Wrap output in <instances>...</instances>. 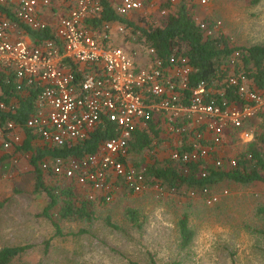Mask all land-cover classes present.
<instances>
[{
  "label": "built area",
  "instance_id": "1",
  "mask_svg": "<svg viewBox=\"0 0 264 264\" xmlns=\"http://www.w3.org/2000/svg\"><path fill=\"white\" fill-rule=\"evenodd\" d=\"M115 1L113 13L117 18L90 27L86 21L104 9L101 0H68L65 13L50 22L43 19V11L52 0H0V5H6L14 14L9 18L0 13V76L6 80L10 75L14 77V93L10 97L5 96L0 85V112L16 113L22 101H31L22 124L9 117L0 120V136L11 134L3 140V148L20 142L16 131L21 129L30 131L48 146L72 145L88 139L107 120L114 134L103 140L94 153L80 159L56 157L41 163L42 169L50 168L54 174L90 187V198L105 201L112 197L113 179L121 178L132 192L143 190L144 176L124 160L133 131L156 112L168 115L171 131H186L185 125L174 128L172 122L196 114V121L204 122L212 131L210 148L221 143L226 125L240 127L245 119L258 113L264 122V90L250 87L241 72L229 74L226 80L237 87L236 94L244 103L221 108L208 95L203 80L190 87L192 67L186 60L173 54L168 58L152 57L154 49L142 42L141 31L134 33L133 26L123 21H136L138 13L153 6V0ZM21 24L36 30L50 27L53 36L34 43L31 38L25 39ZM201 26L206 28L204 23ZM127 39L138 47L129 50L119 44ZM137 51L146 55L140 64L134 57ZM238 55L239 51H235L230 61ZM21 92L27 97L12 98ZM209 152L207 147L193 142L190 149L171 150L170 158L201 162ZM225 161L215 158L214 167ZM227 162L234 165L235 159ZM206 173L203 170L200 174ZM201 193L209 205L218 200V195L209 194L207 188ZM190 194L196 196L195 191Z\"/></svg>",
  "mask_w": 264,
  "mask_h": 264
},
{
  "label": "rangeland",
  "instance_id": "2",
  "mask_svg": "<svg viewBox=\"0 0 264 264\" xmlns=\"http://www.w3.org/2000/svg\"><path fill=\"white\" fill-rule=\"evenodd\" d=\"M168 1L154 0L145 21L157 25L175 12L178 0L171 5ZM190 1L194 18L206 21L207 32L224 35L231 46L264 42V0L255 4L250 0ZM138 25L145 24L140 21ZM120 45L129 50L138 47L131 40ZM134 57L140 64L146 55L137 51ZM175 135L177 141L172 146L180 147L188 131H175ZM160 137L164 138L162 132ZM27 154L19 159L24 165L21 168L9 161L0 163V246L28 245L10 264H264V213H258L259 207H264L262 182L239 185L222 181L214 190L218 201L208 205L199 197L160 189L144 175L142 191L135 193L120 184L105 201L99 197L91 200L88 189L46 170L42 172L47 185L70 186L73 195L71 213L64 215L65 197L59 194L47 218L41 213L49 199L45 192L34 190L35 174L27 169ZM156 154L155 148H145L133 151L128 160L143 169L150 163V155L163 159ZM86 199L91 200V217L74 212ZM128 209L137 211L139 227L130 222ZM185 212L193 236L181 248L178 219ZM53 223L58 225V232Z\"/></svg>",
  "mask_w": 264,
  "mask_h": 264
},
{
  "label": "trees",
  "instance_id": "3",
  "mask_svg": "<svg viewBox=\"0 0 264 264\" xmlns=\"http://www.w3.org/2000/svg\"><path fill=\"white\" fill-rule=\"evenodd\" d=\"M259 0H250L251 4L257 3ZM104 9L96 18L89 19L86 24L90 27L100 26L104 21L115 19L117 16L113 13V7L107 0H102ZM168 1L167 3H169ZM190 0H178L176 11L168 13L165 19L157 25H151L145 21L146 17H140L144 22V26H139L138 21L125 20L133 26V32L140 30L143 36V43L146 47L153 48L154 54L152 57L168 58L170 55H175L177 58L186 60L192 67L190 73V87L195 86L199 81L203 80L206 83L208 95L213 98L217 105L221 108L230 106V104L243 105L244 101L236 94V86L229 84L226 80L229 74L241 72L249 80L250 87L258 90H264V42L251 46H231L229 41L222 34L212 35L208 33L206 28L201 26L206 21L198 22L192 15L189 9ZM172 3L170 2V5ZM6 5H0V12L5 10ZM10 10V8H9ZM9 15L12 16L10 11ZM22 29L29 35L34 43L47 38H52L50 27L42 30H36L27 25H20ZM131 40V39H127ZM235 51H239V55L230 61V56H233ZM0 76V85L6 97H10L14 92V77ZM6 80V81H5ZM189 95V92H185ZM30 98L22 101L20 109L16 113L0 112V120L11 118L15 122L23 123L24 119L30 111ZM184 102V101H183ZM150 119L146 124L135 128L131 138L127 143V156L125 163L137 173H141L150 178L151 183L160 189L166 190L169 193L183 196L195 191V197L202 199L201 201L207 204L201 193L203 188L208 189V193L217 194L214 190L218 183L222 181H232L240 185H250L255 181L264 184V122L259 126L258 133L254 136V140L245 145L238 154L234 155L235 164H228L227 160L220 167H205L200 166L202 162H182L172 160L168 152L162 160L155 159L152 155L151 161L141 169L134 162L129 163V156L132 152H139L142 149L154 150L160 140L163 127L158 121ZM156 120V119H155ZM168 123V120H167ZM174 128L183 124L179 120L172 122ZM168 131V130H167ZM8 131H5V133ZM26 136L21 144L17 143L15 150L24 151V154L29 153L28 163L31 170L34 172V190L36 192L43 191L47 195L49 202L44 208L42 215L50 218L47 211L54 207L59 201V194L63 195L64 206L62 211L64 215L71 213L73 203L70 200L72 188L70 186L63 188L59 186H49L45 183L44 173L42 171H52V169H42L41 163L48 158H67L71 156L80 159L82 156L94 153L99 144L106 138L113 136L112 126L107 120L97 126L85 141L78 142L72 145H62L61 147L53 146H36L32 145L31 139L35 137L30 131H25ZM23 136V132H22ZM166 141L164 138L162 139ZM169 148V147H168ZM187 148V147H186ZM184 149V148H183ZM165 148L162 150L164 151ZM180 150H182L180 148ZM3 159V158H2ZM0 159V163L2 162ZM205 170V176H201V171ZM53 172V171H52ZM145 178V176H144ZM146 184V179H145ZM79 185V184H78ZM82 186L90 191V187ZM223 194H225L223 192ZM219 196V194H217ZM194 197V196H193ZM90 198V197H89ZM95 200V198H90ZM81 203V207L74 208V212L81 217H91L90 201ZM102 200V198H100ZM218 201V200H217ZM216 201V202H217ZM89 202V203H88ZM215 202V203H216ZM214 204V203H212ZM2 201H0V206ZM209 205V204H208ZM130 222L139 227L141 224L137 222V211L128 209L126 211ZM258 213H264V207H259ZM110 224L109 219L106 220ZM58 232V225L53 223ZM178 230L180 236V247H186L193 236V231L188 225V213H182L178 219ZM28 245L17 246H0V264H10L13 259L22 253Z\"/></svg>",
  "mask_w": 264,
  "mask_h": 264
},
{
  "label": "crops",
  "instance_id": "4",
  "mask_svg": "<svg viewBox=\"0 0 264 264\" xmlns=\"http://www.w3.org/2000/svg\"><path fill=\"white\" fill-rule=\"evenodd\" d=\"M107 1L111 5V7H114L115 2H116L115 0H107ZM67 2H68V0H52L50 6L46 7L43 11V19L50 22V21L55 20L57 17H59L63 13H65ZM151 9H153V6L148 8L145 12H148ZM8 11H10L12 16L9 15ZM0 13L3 15L9 16V18L14 17L12 9L9 10L8 7H6L5 10L0 12ZM144 13H138L137 14L138 19H136V21H138V22L142 21V20H140V17L144 16ZM24 33L25 34H23V35L25 36V39L30 41L29 35L25 31H24ZM125 48H126V45H125ZM21 97H27V93L21 92V93H19V95H17L16 97L14 96L12 98H17L19 100V99H21ZM153 118H154L153 119L154 121H157V122L159 121L160 124L162 125L163 131H161V132L163 133L164 139L166 140V141H164V140H162L163 139L162 138L159 141L160 143L158 144L160 147L159 148H157V146L155 147V150L157 151V154H156L157 157L165 156L168 154L169 151L171 152V150H173V149H179V150H180V148L182 150L190 149L193 142H199L201 145L207 147L210 151L209 155L204 157L202 162L200 163V166H205V167L214 166L213 161L215 158H220V157H222V158H227V157L233 158L234 155L238 154L243 149H245L244 148L245 145L247 146L248 143H250L251 141L254 140V136L256 135V133L259 132V131H257L259 126L263 123V121L260 118V114L258 113L255 116L248 117V119H245L242 122L240 127H233L231 125H226L223 129V137H222L221 143L210 148L212 145V131H209L206 128L207 126L205 125L204 122H197L196 121V118H197L196 114L193 113L190 116L184 115V116L180 117L179 121L183 122V125H185L186 130L188 131V137L182 141L180 147H177V146L173 147L172 144L177 141V137L175 135V131L170 130L168 115H166L163 112H156L154 114ZM167 120H168V123H167ZM189 127H190V129H189ZM25 131H26L25 129H21L20 131H16L18 134H20V138H21L19 144H21L23 142V140L26 136ZM22 132H23V136H22ZM10 136H11V134H9V133H6L5 136H0V146H1V148H0V159L3 158L2 161H9L12 164H16L17 168H21L20 166H24V165H21V162L19 161V159H21L20 157L22 156V154H24V151L15 150V148H16L15 145L11 146L9 149L3 148V145H2L3 140L9 138ZM31 141H32V145H36V146L47 145L46 143H44V141L38 139L36 136L34 138H32ZM233 146L235 147L234 149H233ZM164 148H165V150L162 151ZM24 155H26V154H24ZM27 155L30 156V154H27ZM50 159L51 158L47 157V159H45V160H50ZM18 163H19V165H18ZM26 166H28L27 169L31 168L28 161L26 162ZM14 174H16V173H14ZM57 176H59V175H56V177ZM61 177H62V179H67L69 182L78 185V183H76L72 179L66 178L63 175H61ZM113 181H114L115 189L120 184H123L124 187H126L121 178L113 179Z\"/></svg>",
  "mask_w": 264,
  "mask_h": 264
}]
</instances>
